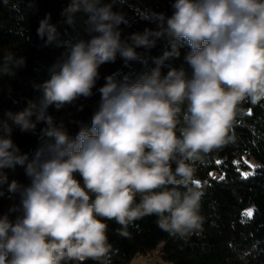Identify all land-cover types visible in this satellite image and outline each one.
Here are the masks:
<instances>
[{
    "label": "clouds",
    "instance_id": "1",
    "mask_svg": "<svg viewBox=\"0 0 264 264\" xmlns=\"http://www.w3.org/2000/svg\"><path fill=\"white\" fill-rule=\"evenodd\" d=\"M125 2L70 0L63 22L74 27L76 15L85 14L90 39L72 46L50 79L34 85L39 98L20 112L0 114V186L7 183L8 193L19 197L0 214V264H111L105 220L120 225L125 237L146 216L184 241L204 231L207 181L198 169L209 157L218 163L219 153L236 144L237 116L251 113L243 105L264 101V0H173L170 16L152 14L155 30L122 39L120 25L128 21L116 7ZM50 20L48 13L37 29L46 44L59 36ZM158 42L163 54L151 57L150 72L104 77L90 125L77 121L73 135L48 113L90 98L102 65L117 56L126 65L143 64ZM185 46L190 71L166 65ZM24 63L5 52L0 78L15 76ZM41 123L30 159L12 139L13 127L35 133ZM17 165L29 183L8 182L6 170Z\"/></svg>",
    "mask_w": 264,
    "mask_h": 264
},
{
    "label": "trees",
    "instance_id": "2",
    "mask_svg": "<svg viewBox=\"0 0 264 264\" xmlns=\"http://www.w3.org/2000/svg\"><path fill=\"white\" fill-rule=\"evenodd\" d=\"M70 0H0V62L5 52L10 51L14 59L23 58L24 65L14 68L15 76L0 78V114L22 111L29 100L39 98L41 92L34 85L42 84L51 77L50 69L71 47L80 40L87 41L90 34L86 31L83 13L76 15L75 26L63 21L61 12ZM173 0H126L116 10L122 11L128 23L121 24L122 39L133 33H142L146 28L155 30L157 23L153 13L172 14ZM17 5V7H13ZM31 5V6H30ZM51 13L50 23L56 25L59 36L57 40L46 44L37 35L39 22ZM149 17V18H145ZM163 42L145 53V63L125 62L117 56L114 63H106L99 69L101 78L93 89L90 98L81 97L73 105L60 110L54 107L48 113L57 124L61 122L71 134L79 130L78 122L90 125L91 117L98 107L104 77L113 73L122 76L130 74L133 79L143 72H150L155 65L151 57L163 54ZM190 49H180L178 59L166 61V65L188 69L184 57ZM137 51L143 52V49ZM190 71V69H188ZM168 67L162 69L166 74ZM80 106L82 110H80ZM243 107L251 109V115H238L239 123L235 126L237 142L219 153V162L209 157L201 165L197 176L204 184L201 214L205 217L204 231L200 236L193 235L187 241L172 237L162 231L156 224L155 216H146L135 221L126 231L127 237L119 235L121 228L115 221L107 223L108 242L112 245L111 264H131L139 256H147L158 250L162 257L174 264H264V101ZM6 118V117H5ZM43 123L37 125L35 133L21 132L13 127L12 139L21 151L32 154L39 145L40 130ZM245 158L258 163L252 175H243L250 165ZM8 182L17 180L29 183L23 166L7 169ZM8 184L0 186L4 195L0 196V214L6 213L19 197L8 193ZM251 210L252 215H245ZM15 214L12 218L14 219ZM77 262H69L74 264ZM83 264H98L91 259Z\"/></svg>",
    "mask_w": 264,
    "mask_h": 264
},
{
    "label": "rangeland",
    "instance_id": "3",
    "mask_svg": "<svg viewBox=\"0 0 264 264\" xmlns=\"http://www.w3.org/2000/svg\"><path fill=\"white\" fill-rule=\"evenodd\" d=\"M244 161L247 162L250 165V167L248 169H245L243 175L246 173H252L255 167L258 165V163L254 161V159L245 158ZM131 264H174V263L165 260L162 257V254L158 250H156L147 256L136 257L135 259L132 260Z\"/></svg>",
    "mask_w": 264,
    "mask_h": 264
},
{
    "label": "snow or ice",
    "instance_id": "4",
    "mask_svg": "<svg viewBox=\"0 0 264 264\" xmlns=\"http://www.w3.org/2000/svg\"><path fill=\"white\" fill-rule=\"evenodd\" d=\"M250 115H251V113H250ZM253 173H246V174H244L245 176H247V175H252ZM245 215H247L248 217H251V215H252V212H251V210H249V212H247Z\"/></svg>",
    "mask_w": 264,
    "mask_h": 264
}]
</instances>
